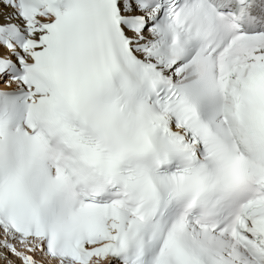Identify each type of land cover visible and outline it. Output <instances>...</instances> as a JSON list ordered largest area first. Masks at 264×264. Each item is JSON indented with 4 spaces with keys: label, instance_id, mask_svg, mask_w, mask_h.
Wrapping results in <instances>:
<instances>
[{
    "label": "snow or ice",
    "instance_id": "6c2138e0",
    "mask_svg": "<svg viewBox=\"0 0 264 264\" xmlns=\"http://www.w3.org/2000/svg\"><path fill=\"white\" fill-rule=\"evenodd\" d=\"M0 264H264V0H0Z\"/></svg>",
    "mask_w": 264,
    "mask_h": 264
}]
</instances>
